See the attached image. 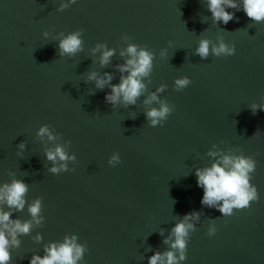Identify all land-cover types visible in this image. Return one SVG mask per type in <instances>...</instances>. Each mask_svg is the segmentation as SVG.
<instances>
[{"label":"water","instance_id":"95a60500","mask_svg":"<svg viewBox=\"0 0 264 264\" xmlns=\"http://www.w3.org/2000/svg\"><path fill=\"white\" fill-rule=\"evenodd\" d=\"M227 11L235 18L223 25L206 0H0V186L26 184L24 209L5 210L31 223L11 264L66 237L84 248L78 264H148L193 212L183 264H264V22ZM75 32L80 50L60 55V39ZM201 40L210 45L203 60ZM221 43L235 54L213 55ZM98 45L114 52L103 66ZM130 45L152 53L145 87L134 105L106 103ZM91 73L111 84L97 88ZM162 104L170 113L152 128L146 113ZM43 126L53 140L38 135ZM57 146L75 159L47 160ZM113 155L122 163L110 166ZM225 155L253 160L259 197L230 217L200 204L194 175ZM62 163L67 171H49ZM37 200L40 223L28 211Z\"/></svg>","mask_w":264,"mask_h":264},{"label":"clouds","instance_id":"9594fccd","mask_svg":"<svg viewBox=\"0 0 264 264\" xmlns=\"http://www.w3.org/2000/svg\"><path fill=\"white\" fill-rule=\"evenodd\" d=\"M74 2V0H73ZM208 11L211 13L215 22L227 25L229 21L235 18V12L227 9H236L243 11L244 14L252 21L264 22V0H206ZM67 7L62 4L61 10ZM80 33L75 32L64 36L58 43L60 55H73L81 48ZM97 51H101L100 64L106 65L114 55L112 50H104L103 45L97 46ZM209 41L201 40L196 48L195 54L202 60L209 55ZM213 55L232 56L235 54V48L226 46L221 43L219 47H212ZM129 59L124 65L118 66V71L122 74L120 82L111 85L109 94L105 95V101L109 104L123 102L126 105H134L137 98L141 95L145 85L142 78L147 77L152 69V53L139 49L135 45H130L126 49ZM121 56L125 52L120 53ZM123 73H127L124 76ZM89 80L96 82V87L103 89L105 85H110L112 76L105 73L103 78H99L96 73H91ZM191 83L190 79L185 77L175 81L177 90L186 88ZM157 97L152 95L150 100L155 101ZM149 101H145L148 103ZM257 106H253L255 112ZM259 111L264 112V105L259 106ZM170 109L166 104H162L159 109L153 108L146 113L150 121V127H163ZM38 135L47 136L53 140L47 126L40 128ZM23 144L20 145L22 149ZM46 159L52 161L55 165L57 160H73L75 156H68L62 147L57 146L54 150L46 152ZM210 156H216L217 153H209ZM122 163L117 155H113L109 160L110 166ZM255 169V164L250 158L223 156L221 159L212 163L210 167L197 169L195 172L196 186L202 189L200 204L213 208L222 216H232L234 210L239 211L250 207L252 202L258 201V194L254 186L250 185V173ZM52 173L67 171L65 164H60L59 168L52 167L49 169ZM27 192V186L22 181L13 180L10 184L0 186V264H11V248L19 247V235H27L31 228V223L21 222L18 219H12L14 213L5 209H15L17 212L22 211L25 206L24 196ZM30 215L35 218L40 211V201H35L29 208ZM199 219L198 213L185 214L182 220L176 223L172 229L169 238L164 240L169 244L170 251L160 253L156 252L148 258V264H183L186 260V249L188 246L189 232L194 230V224L189 221ZM40 223L39 220H35ZM217 228H210L207 232L209 238L215 236ZM163 235V232L160 233ZM41 239L37 236V240ZM43 256L33 255L28 264H78L83 257L84 248L76 243V238H65L63 243H51L45 248Z\"/></svg>","mask_w":264,"mask_h":264}]
</instances>
